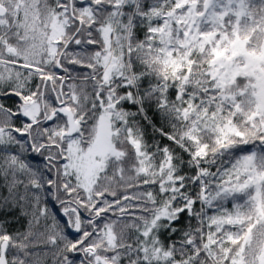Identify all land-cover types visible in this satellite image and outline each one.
Wrapping results in <instances>:
<instances>
[{
	"label": "snow or ice",
	"instance_id": "obj_1",
	"mask_svg": "<svg viewBox=\"0 0 264 264\" xmlns=\"http://www.w3.org/2000/svg\"><path fill=\"white\" fill-rule=\"evenodd\" d=\"M0 264H264V0H0Z\"/></svg>",
	"mask_w": 264,
	"mask_h": 264
}]
</instances>
